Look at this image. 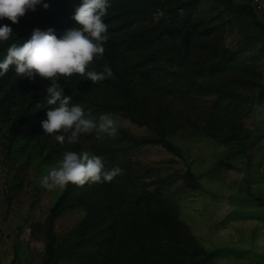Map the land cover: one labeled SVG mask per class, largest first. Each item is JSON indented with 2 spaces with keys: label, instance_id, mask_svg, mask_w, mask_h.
<instances>
[{
  "label": "rangeland",
  "instance_id": "rangeland-1",
  "mask_svg": "<svg viewBox=\"0 0 264 264\" xmlns=\"http://www.w3.org/2000/svg\"><path fill=\"white\" fill-rule=\"evenodd\" d=\"M230 2L257 23L224 0H107L105 51L86 71L113 76L59 83L85 118L116 121L114 137L57 142L42 128L51 81L0 76V264H264V249L217 238L264 225V0ZM44 4L0 24L52 29ZM65 151L123 174L49 191Z\"/></svg>",
  "mask_w": 264,
  "mask_h": 264
},
{
  "label": "clouds",
  "instance_id": "clouds-1",
  "mask_svg": "<svg viewBox=\"0 0 264 264\" xmlns=\"http://www.w3.org/2000/svg\"><path fill=\"white\" fill-rule=\"evenodd\" d=\"M42 0H0V20H10L18 24L21 17L28 11H35ZM48 8V4L43 5ZM107 0H81L72 19L75 27L65 31L61 37L55 35L53 29L41 31L36 29L29 40L22 45L13 43L7 54L0 60V76L8 73L14 66L15 73L20 77L35 80L51 81L47 88L46 102L52 107L47 112V120L42 121L46 135L63 144L77 143L82 135L100 133L116 136V121L104 115L97 124L85 118V112L79 105H71V97L59 83V77H71L74 74L87 78L93 83L111 78L113 71L104 65L102 72L86 71L96 57L104 54L103 43L106 41L107 25L103 17L107 14ZM13 33L12 27L0 24V42H7ZM58 105V106H57ZM119 167L107 169L103 157L90 155L88 152L77 153L65 151L56 165L49 168L41 178V186L49 191L64 188L69 183L83 187L89 183L112 182L122 175Z\"/></svg>",
  "mask_w": 264,
  "mask_h": 264
},
{
  "label": "trees",
  "instance_id": "trees-1",
  "mask_svg": "<svg viewBox=\"0 0 264 264\" xmlns=\"http://www.w3.org/2000/svg\"><path fill=\"white\" fill-rule=\"evenodd\" d=\"M232 10L235 11H247L248 14H251V9L246 4L234 5L230 2V0H224ZM45 4H48V8H44V14L54 23V30L55 35L57 37H61L66 30L77 26L76 22L72 19L75 14L76 8L80 6V4H75L74 0H45ZM252 19L255 23H257L254 16ZM41 31H47L41 30ZM33 33H31L29 38H23L21 36H14L11 37L7 42H5L2 46H0V60L4 58L7 54L8 48L13 44L22 45L27 40L31 38ZM10 71H15L14 66L10 68Z\"/></svg>",
  "mask_w": 264,
  "mask_h": 264
},
{
  "label": "crops",
  "instance_id": "crops-1",
  "mask_svg": "<svg viewBox=\"0 0 264 264\" xmlns=\"http://www.w3.org/2000/svg\"><path fill=\"white\" fill-rule=\"evenodd\" d=\"M258 221L260 220L249 218L244 220V222L227 224L217 233V238L220 242L230 239L239 246L250 247L259 253V251L264 249V228H262L264 225ZM250 232L252 233L251 239L245 243Z\"/></svg>",
  "mask_w": 264,
  "mask_h": 264
},
{
  "label": "built area",
  "instance_id": "built-area-1",
  "mask_svg": "<svg viewBox=\"0 0 264 264\" xmlns=\"http://www.w3.org/2000/svg\"><path fill=\"white\" fill-rule=\"evenodd\" d=\"M252 5L254 6V8L256 9H261L263 6V0H251Z\"/></svg>",
  "mask_w": 264,
  "mask_h": 264
}]
</instances>
